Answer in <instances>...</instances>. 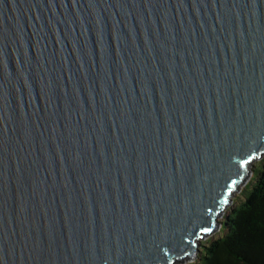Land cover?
<instances>
[{"label": "water", "instance_id": "water-1", "mask_svg": "<svg viewBox=\"0 0 264 264\" xmlns=\"http://www.w3.org/2000/svg\"><path fill=\"white\" fill-rule=\"evenodd\" d=\"M263 158L264 0H0V264L194 262Z\"/></svg>", "mask_w": 264, "mask_h": 264}, {"label": "trees", "instance_id": "trees-1", "mask_svg": "<svg viewBox=\"0 0 264 264\" xmlns=\"http://www.w3.org/2000/svg\"><path fill=\"white\" fill-rule=\"evenodd\" d=\"M245 199L225 217L224 235L212 239L197 264H264V158Z\"/></svg>", "mask_w": 264, "mask_h": 264}, {"label": "rangeland", "instance_id": "rangeland-1", "mask_svg": "<svg viewBox=\"0 0 264 264\" xmlns=\"http://www.w3.org/2000/svg\"><path fill=\"white\" fill-rule=\"evenodd\" d=\"M257 163H259V161ZM252 170H253V174L251 175V177H250L249 181L247 182V184L242 186L239 189L240 192L235 193V196L233 198L234 202H233L232 206L227 210V212L224 215V217L222 218L223 221L225 220V217L228 215V213H229V211H230V209L232 207H234L236 205H239L240 203L243 202V200L245 199V194H246L247 190H250V188L252 187V183L254 182V179H255V177H254L255 176V173H254L255 167L252 168ZM223 235H224V231H221V232L217 233L215 236H213L212 238L203 241L202 243H203V245H207L212 239H217V238H219V237H221ZM202 252H204V249H202ZM186 264H197V260L194 261V262H188Z\"/></svg>", "mask_w": 264, "mask_h": 264}, {"label": "snow or ice", "instance_id": "snow-or-ice-1", "mask_svg": "<svg viewBox=\"0 0 264 264\" xmlns=\"http://www.w3.org/2000/svg\"><path fill=\"white\" fill-rule=\"evenodd\" d=\"M249 159H251V157ZM246 163H248V161H242L241 162V166H243ZM209 211H211V209H209ZM200 231L203 232V233H208V232L211 231V229L208 228V227H201Z\"/></svg>", "mask_w": 264, "mask_h": 264}]
</instances>
